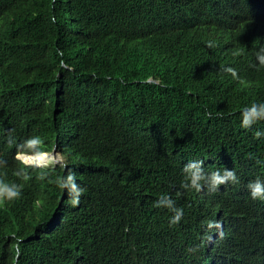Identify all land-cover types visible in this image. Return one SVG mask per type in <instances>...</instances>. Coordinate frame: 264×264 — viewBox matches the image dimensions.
<instances>
[{"label": "trees", "instance_id": "1", "mask_svg": "<svg viewBox=\"0 0 264 264\" xmlns=\"http://www.w3.org/2000/svg\"><path fill=\"white\" fill-rule=\"evenodd\" d=\"M160 3L0 0V12L24 28L12 36L19 49H12L8 61L31 97L28 126L11 139L30 136L48 153L55 150L53 159L62 153L64 160L39 180L46 205L40 225L26 238L31 246L17 247L0 235V264H76L84 250L93 262L127 264L129 246L122 251L115 244L122 222L100 210L117 183L141 174L151 154L160 158L166 146L180 143L231 157L244 144L264 150V137L254 136L264 131V121L240 126L242 109L264 102V92L252 102L223 80L207 85L193 74L197 61L183 42L190 27L177 24L173 10ZM167 22L175 24L176 38L163 33ZM177 47L184 64L174 63L171 74L167 65ZM254 79L264 91V70ZM69 172L85 189L75 207L58 185ZM143 183L145 207L153 209L156 184L150 178ZM165 217L159 212L160 223ZM163 231L179 237L186 228Z\"/></svg>", "mask_w": 264, "mask_h": 264}, {"label": "clouds", "instance_id": "2", "mask_svg": "<svg viewBox=\"0 0 264 264\" xmlns=\"http://www.w3.org/2000/svg\"><path fill=\"white\" fill-rule=\"evenodd\" d=\"M166 5L177 24L190 27L183 42L197 61L190 68L200 76L193 74L207 85L223 80L235 87V93L241 91L252 102H260L264 91L254 73L264 70V0H178ZM172 27L175 24L167 22L163 33L176 38ZM23 31L18 18L8 20L2 9L0 235L17 247L31 246L26 238L42 220L46 192L39 180L44 172L64 163L62 153L53 159L55 150L48 153L30 136L11 139L26 129L31 118L28 86L8 61L12 49H19L12 36ZM170 56L173 62L167 68L172 74L174 63L184 61L179 47ZM258 121H264V102L242 109V128ZM254 136L264 137V131L257 130ZM238 148L231 157L201 152L193 144H169L160 158L150 155L141 174L130 173L116 184L114 197L100 211L122 222L115 244L122 251L129 246L132 260L127 264H264V150L249 144ZM145 178L156 184L153 209L145 207ZM58 185L67 190L73 207L80 203L85 189L76 183L74 173ZM159 212L166 216L162 223ZM181 225L186 228L183 235L164 234L166 227ZM85 263L114 264L107 259L91 261L87 250L76 262Z\"/></svg>", "mask_w": 264, "mask_h": 264}]
</instances>
